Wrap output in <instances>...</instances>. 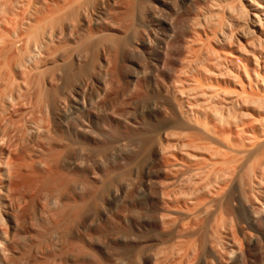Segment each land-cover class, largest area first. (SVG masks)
I'll use <instances>...</instances> for the list:
<instances>
[{"label":"bare ground","instance_id":"bare-ground-1","mask_svg":"<svg viewBox=\"0 0 264 264\" xmlns=\"http://www.w3.org/2000/svg\"><path fill=\"white\" fill-rule=\"evenodd\" d=\"M199 3L0 0V264H89V203L97 192L113 203L129 191L140 210L130 216V230L148 232L143 240L132 238L134 264H165L155 247L178 237L194 242L196 264H264V114L249 123L207 112L211 104H256L264 83L257 92L252 85L259 79H249L239 93L212 85L203 90L205 73L221 74L213 66L218 58L193 55L185 65L182 58L194 41L203 46L226 33L222 19L205 35L203 23L191 25L189 10L199 16ZM207 9L206 19L212 16ZM178 62L179 69L167 68ZM186 92L193 95L185 98ZM150 96L164 100L154 103ZM130 105L141 106V118L134 109L128 115ZM144 119L157 122L152 133L142 128ZM111 131L110 147L100 149ZM144 134L141 174L114 178L87 197L91 155L119 159L134 152ZM183 148L196 154L178 156ZM243 226L253 235L240 237L242 249L233 229ZM78 228L79 242L73 237ZM62 255L72 262L59 260Z\"/></svg>","mask_w":264,"mask_h":264},{"label":"rangeland","instance_id":"rangeland-1","mask_svg":"<svg viewBox=\"0 0 264 264\" xmlns=\"http://www.w3.org/2000/svg\"><path fill=\"white\" fill-rule=\"evenodd\" d=\"M195 1H197V3H198V0H195ZM227 3L229 5H231V11H229V12L222 11L223 6ZM200 4H202V5H200ZM199 6L200 7L205 6L203 4V1L200 0V3H199V5H197V7H199ZM206 6H205L206 8L205 7L204 8H202V7L198 8L199 13H200L199 16L197 14H193V12L195 13V11L193 10V8L192 9L190 8L189 12L190 11H192V12L189 13L190 14L189 19H192V21H193V23L191 25H194V23H197L199 21L201 23H203L202 29H200V32L205 35V34H210L211 31L214 28H216L219 21L221 22L223 20V21H225L224 22V32L226 33V35H224L223 39L221 38L222 39L221 41H219L220 39L217 40V39L211 38L212 40L210 39V41H209L210 43L205 42V44L203 46H202L201 42L194 41L191 45L192 49L190 50V53L185 55L182 58L183 65L189 64V61L193 58V55H197L201 59H203L204 56H206V55L210 56V54L212 53L213 55L211 54V56L215 55V57L218 58V62H217L218 64L217 65L214 64L213 66L215 68L216 67L218 68V69L216 68L217 71H219L221 69L220 70L221 74L205 73L206 74L205 79L202 80V81H204L203 82L204 83L203 90L208 91V89H207L208 86L212 85L215 88V90H219L220 92L223 91V92H228V93H236V92L239 93L241 85L242 86L246 85L249 79L250 80L253 79L252 81H254V82L256 79H259L260 81L257 80L258 83L255 82V85L257 86V88L255 87L254 84L252 85V89L255 88V89H253V91L257 92V90L262 87L260 85L262 83H264L261 80L262 79L261 77H263V75H264V0H209V6L210 7L208 5H206ZM207 8H209V10L212 13V16L210 15V17L208 19H206L204 17V13H205ZM194 15H197V16H194ZM200 46H201L202 50L200 49ZM211 50L214 52H212ZM192 61H195V60L192 59ZM220 62H221V64H220ZM143 64H144V62H141V65H143ZM257 64L259 66H257ZM180 66H181V63L178 62V66H177V64L176 65L171 64V65H168L167 68H169L171 71H173V69H179ZM260 66H261V68H260ZM201 67L199 66L198 68L202 69ZM259 70H261V71H259ZM237 74H239L238 78L235 77ZM257 84H259V85H257ZM182 85H187V84L183 83ZM214 88H212V89H214ZM209 91H210V89H209ZM263 91H264L263 89H262V91L258 90V92L256 93L257 95L255 96V94H254L255 97H258V98L254 97V99L256 100V104L255 103L249 104V103H245L244 101H239L236 103L238 105H235V107H232V109H230V107L229 108L228 107L223 108V107H221V105L214 106L213 104H211V105H208L207 112L214 110L215 112H217L219 114L218 116H220L222 114L224 117H226L229 120L239 119V121H240V119L243 118V120H244L246 117L244 122L256 123V120H258L257 121V123H258L260 120V118L258 117V114H260V113L262 114V112L264 114V107H263L264 106V92ZM188 93L186 92V94H188ZM186 94L184 93L183 96H185ZM192 95H193V93L191 94V92H190V94H188V97L186 95L185 98H190V96H192ZM158 98L159 97L150 96L149 100H153V102L155 101L154 103H157ZM144 99H148V96L144 97ZM159 99H161L162 101L164 100L163 98H159ZM166 101H168V100H166ZM221 101H222V98L218 100V102H221ZM258 103H260V104H258ZM133 105H130L128 108L126 107L128 112H129V109L132 106V108L130 109L131 113H129L128 115L129 116L136 115L138 118H141V114H142L141 106L135 105V107H134ZM206 106H204L203 108L205 109ZM255 106L256 107L258 106V108H256ZM200 107H202V106H200ZM133 109H134V111H133ZM257 109H259L260 112ZM261 109H263V111ZM246 110H247V112H246ZM132 111L135 114H132L133 113ZM239 114H240V116H239ZM226 115H228V116H226ZM239 117H241V118H239ZM141 122L143 123L142 128H144V130H148V132L150 131L149 133L153 132L152 129L154 130V128H155L154 126H156V124H157V122L154 121L153 119H151V120L144 119V121L140 120V123ZM107 134H109L107 136L110 138L108 139V141H106V139L103 141V144L100 147V149H105L104 147H108V148L110 147L109 146V144H110L109 140H111V138L114 137V134L112 131L108 132ZM144 137H146V138L144 139ZM147 138H148L147 134L146 135L144 134L143 137L141 136V137L137 138L139 140H136L137 142H135V144L133 145L134 146V152H128V153L122 155V157H120L119 159H113V158L111 159V158H108V157H106L104 155H100V154L98 156V152L96 155V154H94V153H96V152H94L95 150L92 151L91 154H94V155H91L92 158H90L91 162L89 161L88 171L86 173V177L90 181L89 183L92 185V186L89 185V188H91V189L93 188V189L91 190V189L87 188V191H88L87 197L91 196L93 198V196L95 195L94 192L96 193L97 191H99V188H97V187L102 188V185L104 187L105 184L106 185L108 183L111 184L110 182H112V184H114V182L117 181L116 179H122V177H123V179L125 178V179H129V180H131V179L133 180L138 175H140L142 170H143L144 165L147 163V160H146L147 156L145 154L147 145L146 146L144 145L147 142V141H145ZM169 140H171V139H169ZM106 144L108 146H106ZM165 144L167 146L166 148H168V149H169V147L172 146L169 144V141H167V143H165ZM100 149L98 148V150H100ZM179 150L180 149H178V151H176V153L179 154L178 156H180V153L183 154V152H185V153L187 152L190 154L191 153L196 154V152H194L193 150H186V148H183L180 151ZM95 155L97 156V159H96ZM93 157H95V159H93ZM170 160L172 161L173 159H170ZM192 162H194V161H192ZM114 178H116V179H114ZM130 182H132V181H130ZM89 190H90V192H89ZM130 192L131 191H129L126 195H124L119 200L114 201L113 203H107V201L103 200L101 197V194H99V192H97L98 194H96V197L94 196V198L97 200L96 202H94V204H93L94 198L92 199V202H91V197H89L90 199L89 198L87 199L88 201L91 202V204L89 203V205H91V207H90L88 213L90 215V218H94V220H93V222H91L90 228H89V237H90L89 238L90 239V246H89V249H90L89 259H90V261H89V264H134L133 258L135 255L134 252H136V246H135L132 238L136 234L135 236L138 237L137 240L138 239L143 240L146 237L145 235L148 234V232L146 233V230L140 228V229H142V231L140 230L141 232H139V233L135 232L133 234V232L130 230V216L133 214L134 211L136 213L140 211L137 209L138 206H136L135 199ZM91 194L92 195L94 194V195L92 196ZM142 212L145 213L144 216L147 213V212H144V210ZM142 212H141V214L143 217ZM171 212H170V214H172ZM137 214H139V213H137ZM170 214H169V218H168L169 220H171V221L172 220L174 221V219L178 220L179 216H177L178 218L175 215H172V217H170L171 216ZM173 216H175V218ZM180 220L182 221V223H184V221H185V220L183 221L181 218H179V223H181ZM233 230H234L235 234L237 235V237L233 233V231L231 234L235 235L234 236L235 240L237 242V245L240 243V245H239L240 248H242V246H243V240L240 237H242V235H246V236L253 235V232L250 229H248V227H246V226H243L242 228H239L238 230H236V229H233ZM143 236H145V237L142 238ZM73 237L78 242L83 241V233H82L80 228L74 230ZM136 237H135V239H136ZM174 239L175 238H173L170 241L166 240V242L164 240L165 243L163 242V243L158 244V247L157 246L155 247L156 248L155 252H154V250L152 252H154L159 258L161 257L162 259L167 260L165 264H173V263L177 264L179 262L178 259L180 260V257L182 258L185 251L187 250L186 252H188V257L182 258V260H183L182 264H189V263L190 264H196L197 263V254H196L197 250H196L194 242L188 238L185 239L184 237H180V238L178 237L175 240ZM48 240H49V242H48ZM167 242L170 244H168ZM51 243L52 242H50V238H48L46 240V244H45L46 247L52 245ZM180 243L182 245H178ZM183 243H184V245H183ZM165 244H168V245H165ZM174 244H175V246L172 247V245H174ZM62 245H63V243L60 242L59 247H61ZM160 245H162L161 247L163 249H161ZM176 247H178V249ZM179 247H181V249ZM182 250H183V252H182ZM219 251L220 250H218V252ZM158 252H160V253L158 254ZM177 253H180V254H177ZM163 256L165 258H163ZM173 256H174V258H173ZM169 257H171V258H169ZM188 259H190V260H188ZM59 260L65 261V262H67V261L72 262L69 259V257L68 256L66 257L65 255H62L59 258ZM208 260H209L208 262H210V261L212 262V263L210 262L211 264H223L221 262L218 263V261H213L211 259H208ZM192 261L195 263H193Z\"/></svg>","mask_w":264,"mask_h":264}]
</instances>
